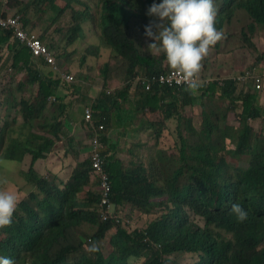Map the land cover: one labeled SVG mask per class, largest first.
Masks as SVG:
<instances>
[{
    "label": "trees",
    "instance_id": "obj_1",
    "mask_svg": "<svg viewBox=\"0 0 264 264\" xmlns=\"http://www.w3.org/2000/svg\"><path fill=\"white\" fill-rule=\"evenodd\" d=\"M97 1L98 11L91 13L81 0H36L45 3L42 12L53 25L70 15L67 45L87 41L85 64L89 65L88 57L107 54L99 68L100 101L107 108H119L135 99L139 128L148 139L131 143L124 160L112 144L100 152L110 191L107 200L102 199V175L93 174L90 153L68 181L40 176L35 163L53 151L66 125L68 107L58 91L64 86L76 93L78 86L61 81L52 69L45 74L43 67L50 65L44 58L39 60L40 69L26 45L11 42L12 31L0 30V51L7 48L11 67L25 73V80L0 100L7 118L15 113L0 128V149L7 160L31 157L24 175L35 187L20 201L12 223L0 227V255L11 257L14 264H170V255L195 253L190 264H264V115L258 94L235 96L237 84L231 80L190 91L146 92L141 86L132 90L137 75L170 69L164 54L144 35V26L156 19L146 15L153 0ZM36 2L19 3L25 28L33 23L30 11ZM214 7L218 30L236 10L250 17L248 32L264 28V0H214ZM86 29L95 37H88ZM27 87H36V93L22 94ZM53 96L56 101L51 102ZM237 104L241 111L234 125L228 115ZM194 106L199 108L198 126L186 114ZM93 109L96 128L103 125L100 139L108 144L105 111ZM255 119L261 120L256 131L249 124ZM169 120L176 122L172 132L177 139L172 144L164 135ZM81 124L90 137L96 132L85 114ZM227 157L244 159L246 166L232 167ZM233 203L247 210L244 221L231 212ZM108 204L113 213L107 212ZM162 207L165 211L158 213ZM189 213L200 216L204 225L191 220ZM142 216L146 221L138 225ZM132 221L138 226L132 227Z\"/></svg>",
    "mask_w": 264,
    "mask_h": 264
},
{
    "label": "rangeland",
    "instance_id": "obj_2",
    "mask_svg": "<svg viewBox=\"0 0 264 264\" xmlns=\"http://www.w3.org/2000/svg\"><path fill=\"white\" fill-rule=\"evenodd\" d=\"M33 1L34 0H0V15H5V17L20 15L23 18V14L19 13L20 6L22 7L23 4ZM81 1L88 6L91 13H96L98 11L97 0ZM20 2H22V5H19ZM44 8L45 3L37 4L36 2L33 4L30 14L34 16V19L32 25H29V29L39 35L47 46H49L56 62L62 70H67L69 73H73L84 87L91 88L93 84L99 82V68L101 64L107 60V54L100 59L88 57L87 61L90 59L88 61L89 65L85 64V62L82 61V57L89 45L87 44V41L84 40L80 45L79 43L67 45L68 40L65 37V32L71 26L70 15L67 13L60 18L58 23L53 25L50 23L48 15L45 16L43 14L42 10H44ZM250 23V17L243 10H236L228 22L224 21L222 23L223 26L221 30H219L221 31L222 36L214 45L210 46L208 54L201 60V68L196 74L197 79L202 80L203 77H215L216 75L223 78L228 73H241L248 69L254 70L256 74L264 73V28L258 26L254 33H250L247 31V27ZM87 26H90V23H88L86 27ZM90 31L91 29L87 31L88 37ZM90 37H95L94 31L91 32ZM52 44H55L56 47L51 48ZM76 44H78V46ZM61 54H65L64 59L59 57ZM42 70L45 74L52 71L51 68L47 66L43 67ZM82 75L86 77H82ZM22 80H25V73H17V71L11 67V59L7 48L1 50L0 100L6 94L12 93V90H15ZM77 84L79 83L77 82ZM250 86H252V82L248 83L245 87L249 89ZM61 87L66 89L64 86ZM85 91L87 97H89L90 94L93 96V91L89 89H86ZM263 92L264 91L260 92V94ZM35 93L36 87H31L30 90L29 87H27V92L22 94L30 96ZM225 106L230 105L228 102H225ZM240 111V104H237V107L230 111L228 121L237 125ZM186 114L193 117L196 126L199 125L200 116L199 108L197 106L188 107L186 109ZM14 117L15 113L12 112L7 118L5 106L0 104V128H2L6 120L11 122ZM168 122L170 123V127L174 126V122ZM260 122V119H255L250 120L249 124L256 131ZM164 135L169 144H172L177 139V137L175 138L174 132H172L169 127L164 132ZM227 144L231 147L228 142ZM30 158L31 157L24 162L7 160L2 157V150L0 149V190L16 192L19 196V202L26 199L28 194L34 189L24 175L25 172L29 170ZM44 159H39L38 161ZM62 160L63 162L65 161L64 158H62ZM227 162L232 167L238 165L242 167L246 166L244 159L236 160L227 157ZM163 211H165L164 207H162L158 213ZM189 216L191 220L198 223L200 226H203V221L199 216H195L191 213ZM145 221L146 220L143 218L138 225H143ZM195 257L196 254L177 253L169 256V262L170 264H189L195 259ZM130 261L133 262L134 260L132 259Z\"/></svg>",
    "mask_w": 264,
    "mask_h": 264
},
{
    "label": "clouds",
    "instance_id": "obj_3",
    "mask_svg": "<svg viewBox=\"0 0 264 264\" xmlns=\"http://www.w3.org/2000/svg\"><path fill=\"white\" fill-rule=\"evenodd\" d=\"M146 15L156 18L154 23L150 21L148 24L144 26V35L146 37L151 38V43L149 45L155 47L158 52H162L164 54L167 64L170 66V69L178 70L183 74V81L188 84L189 89L195 90L200 86L205 85L204 82L202 83L199 82V80L196 78V74L199 72L201 68V60L208 54L210 46L214 45L222 36L221 31H219L215 27V23H214L216 16L214 0H158V2L157 0H153V2L147 8ZM14 16H20V15H14ZM0 17L2 16L0 15ZM12 36L13 39L11 40V42H15L17 39L14 38V33L12 34ZM157 41L159 43H156ZM11 65H12V61H11ZM37 66L38 68L42 69L39 65V61L37 63ZM49 68L51 67L49 66ZM241 73H236L222 80H220L219 77L206 76L203 77L202 80L200 81L211 79L209 82H217L218 84L222 85V82L224 80H231L230 78L235 77ZM77 82L79 83L78 80ZM248 83L250 82H246L242 86L236 83L237 88L235 91V96H239L242 93L249 91L251 93H259V94L260 92L264 91V88L259 91L253 90L252 86H250V88L248 89L245 87ZM136 86L139 85H135L133 83L132 90H134ZM164 89H171V88H164ZM110 92H112V89L107 91L108 94ZM53 97L55 98L56 101V97L55 96ZM133 101H135V99ZM88 106H92L93 108V104ZM94 135H96V132L90 137L91 153L93 150ZM102 136L104 135H100V138ZM107 145H108L107 143L103 142L100 139V152L104 151V149L107 148ZM102 157L105 160V157L103 155ZM28 158L29 157L25 158V160ZM30 164H31V158H30ZM93 174L95 175L94 171ZM51 177L59 178L56 175H51L49 177H43V178L50 179ZM60 180L63 181L62 179ZM33 188H34L33 191H35L34 186ZM19 203H20L19 196L16 192L8 191V190H0V227L7 226L12 223L13 215L16 212L17 208L19 207ZM108 212L113 213V208L111 205L108 208ZM231 212L235 215V218L238 221H244L248 215L247 210L239 203H233L231 205ZM202 221L204 225V220L202 219ZM137 226L138 225L134 221H132V227H137ZM189 254H195V253H189ZM0 264H14V261L9 256L0 255Z\"/></svg>",
    "mask_w": 264,
    "mask_h": 264
},
{
    "label": "crops",
    "instance_id": "obj_4",
    "mask_svg": "<svg viewBox=\"0 0 264 264\" xmlns=\"http://www.w3.org/2000/svg\"><path fill=\"white\" fill-rule=\"evenodd\" d=\"M232 74L233 73H228L223 78L219 75L215 77H219L220 80H222ZM79 84L81 83L79 82ZM79 84H77L78 92L76 93L73 90L68 92L62 87H60L58 91L61 100L64 99V104L68 107V114L65 119L66 125L64 134L60 136V140L56 143L55 149L47 155L46 159L36 162L35 168L43 177L56 175L63 181H67L73 174L78 162H82L87 158L90 153V135L85 131L84 126L81 124V120L85 106L88 104H93L95 108L100 107L102 112L105 111L104 115L108 118V123L105 128L108 145L112 144L115 147L121 159L124 160L125 149L131 143L148 139V135L144 133V131H140L141 114L135 113V108L133 106L135 101L133 104H126V107L123 104L119 108H107L100 101L101 92L103 91L101 77L99 78V82L93 84L91 88L79 86ZM86 89L93 91V96L90 94L89 97H87L85 94ZM257 94V105L261 109L260 112L264 115V92L262 94ZM169 121L174 122L173 127H170V123L167 122L169 129L172 131L176 122L175 120ZM62 158H64V162ZM133 212L138 215L140 214V212L135 209H133ZM143 217L144 216H142V218Z\"/></svg>",
    "mask_w": 264,
    "mask_h": 264
},
{
    "label": "built area",
    "instance_id": "obj_5",
    "mask_svg": "<svg viewBox=\"0 0 264 264\" xmlns=\"http://www.w3.org/2000/svg\"><path fill=\"white\" fill-rule=\"evenodd\" d=\"M0 29L12 31L14 38L17 39L23 45H26L32 52V56L37 64L39 59L44 58L50 65V67L60 74L63 82L76 83L77 80L74 74L62 72L52 55L48 46L41 41L39 36L31 30L25 28L21 16L0 17ZM238 85L242 86L246 82H252L253 90H262L264 88V73L256 74L254 70H246L243 73L230 78ZM199 80V79H198ZM211 79L200 81L207 84ZM180 81V82H178ZM135 85L143 87L146 92H153L154 90L161 92L164 88H176L191 90L188 84L183 81V74L175 69H169L165 72L151 75H137L133 82ZM51 101H55L54 97L50 98ZM85 119L91 128H94L96 135L93 137V150L91 153L92 167L94 173L102 175V186L104 187L103 200H107L110 193L109 187L106 183V176L103 174L102 167L105 164V160L100 154V131L103 129V125L96 128L94 124V110L92 106H86L84 109ZM110 204L107 205L109 208ZM108 212V210H107Z\"/></svg>",
    "mask_w": 264,
    "mask_h": 264
}]
</instances>
